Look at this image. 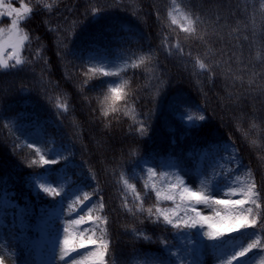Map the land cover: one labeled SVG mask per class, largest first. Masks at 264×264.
<instances>
[{"label": "trees", "instance_id": "16d2710c", "mask_svg": "<svg viewBox=\"0 0 264 264\" xmlns=\"http://www.w3.org/2000/svg\"><path fill=\"white\" fill-rule=\"evenodd\" d=\"M11 2L33 12L21 24L30 37L20 53L25 63L0 70V218L8 222L4 213L14 210L5 207L7 197L23 206L26 199L37 204L25 188L27 176L63 166L103 203L116 264H199L209 253L221 264L232 243L247 247L256 239L253 232L261 236L262 247L240 264L255 258L264 264V217L255 228L228 234L231 240L221 244L203 235L207 225L177 231L162 217L154 223L155 215L136 212L142 204L155 213L152 183L164 189L177 176L185 182L196 175L198 191L212 194L234 180L247 181L248 170L264 208V0ZM93 8L99 10L95 16ZM185 12L201 17L196 36L181 30ZM141 56L150 59L132 67ZM197 59L208 69H199ZM89 68L116 74L89 79ZM124 81L127 95L116 102L118 111L104 116L105 96ZM58 99L67 111L57 107ZM199 115L205 120H188ZM52 145L68 148L69 156L41 166L36 148L48 153ZM149 167L157 174L151 180ZM160 173L168 178L161 181ZM57 203V197L43 201L50 207ZM179 203L177 197L175 204L161 200L158 206L173 209ZM224 216L207 217L216 222ZM20 232L17 225L0 231V254L17 264H37L26 257L29 249Z\"/></svg>", "mask_w": 264, "mask_h": 264}, {"label": "snow or ice", "instance_id": "6c2138e0", "mask_svg": "<svg viewBox=\"0 0 264 264\" xmlns=\"http://www.w3.org/2000/svg\"><path fill=\"white\" fill-rule=\"evenodd\" d=\"M55 2V0H54ZM44 7L48 10H51L52 5L45 4ZM98 9L93 8L92 14L95 16L98 13ZM33 9L30 7L21 4L20 8L12 7L10 4H4L3 0H0V16L13 17L10 25L7 29L0 28V70L12 69L22 66L25 63L24 58L21 56V52L24 48L25 42L29 40V34L21 27L22 22L29 19ZM168 16L171 18V22L176 24L178 21L171 11H169ZM185 24L181 26V30L190 34L191 36H196L198 22L201 20V17L195 16L190 13H182L181 17ZM5 33H7V40L4 39ZM5 46L11 48L12 51L8 52L5 57ZM174 47H179V45H174ZM39 55V52L37 53ZM150 59L149 56H141L138 61H134L131 65L132 67H137L138 65L144 64L146 60ZM196 64L199 69L207 70L208 65L201 61L200 59L196 60ZM103 73L105 76L115 75L109 71H104L101 68H89L88 72L85 73L89 79L97 73ZM127 86V81H124L118 87L110 88L109 91L111 95H106L103 103L105 108L103 110V115L108 116L109 112L118 111L116 102L124 99L127 95L123 89ZM57 107L67 111V105L61 103L59 99L57 100ZM126 115L129 113H125ZM193 119L203 121L205 120L204 115H199L196 117L188 116V120L192 121ZM254 126V125H253ZM141 133L144 132L143 128L138 129ZM247 135V133H245ZM254 143V141H253ZM27 147L33 148L34 144L29 142ZM54 150H49L48 153H41L39 148H36V153L39 155V163L41 166L49 164H57L59 161L51 155V152ZM57 156L60 153H56ZM47 156V158H46ZM235 156H233V161ZM37 161L33 160L32 164H36ZM149 179L155 177L157 174L155 170L151 167L147 169ZM249 179L247 181H241L239 185H229L228 192L226 195H241V199H213L212 195L209 194L208 190L205 191H193L191 188L185 185L184 180L180 177H176V183L166 184L164 189H158L156 183L151 184L152 190L155 192L157 198V206L155 213H153L152 208L144 209L142 204L136 206V212L147 211L149 217L155 215L156 220L154 223H159L160 218L162 217L163 222L167 225H170L173 229L180 231L183 229H196L198 226L203 228L205 225L208 227V231L204 232L203 235L210 240L218 241L221 244L228 243L231 240V236L228 235L233 232H239L242 229L255 228L257 226L258 218L264 217V208H262L261 193L259 192L255 179L252 176L251 170H248ZM168 178L167 173H160V180L165 181ZM38 187L49 196H61L63 189H57L51 187L50 185L46 186L44 182H41V174H36ZM121 180L128 189H131L135 193V199L141 200L143 197L139 193H136V189L133 184L129 183L128 180L121 176ZM149 188V184H145V191ZM177 197L179 198L180 203L176 204L173 209H162L158 206L161 200L164 201H173L175 204ZM90 201V195L88 193L83 194V199L77 196L76 201L73 204L85 205L86 202ZM73 204L68 205L69 213L77 212L78 218L72 219L65 223L64 227V237L60 242V259L66 260L67 258L72 259V264H109V258H112L111 251V241L108 238L107 232V217L104 216H95L88 215H79L78 210L73 207ZM196 204H204L207 206L215 205H224L229 209L230 214L224 217H221L219 221L213 222L211 217L203 216L196 211ZM251 204L255 207H247L244 205ZM123 207L127 209L128 212H133V208L130 207L127 202L124 203ZM103 203L100 204V210H103ZM82 210V209H81ZM189 210L195 212V216L189 215ZM89 213L92 212V209H88ZM183 212V215L180 213ZM219 216V213H217ZM84 224L92 225L91 229L81 228ZM68 225H72V232ZM99 232L100 235L97 236L96 232ZM139 237L143 239H150L147 235L139 230H135ZM75 233V234H73ZM199 234V233H198ZM252 235L256 236V239L249 243L247 247H244L242 244L233 242L231 250L227 252L226 256L222 257L221 264H233V261L236 264H240V259L247 258L248 253L253 249H258L262 247L261 236L255 232ZM166 243V242H165ZM90 248V251L87 253H81L80 249ZM240 250L237 251L236 249ZM72 253H76L79 259H76L72 256ZM172 256H177L176 252L171 253ZM0 264H5V257L0 254ZM111 264H116L114 258L111 259Z\"/></svg>", "mask_w": 264, "mask_h": 264}, {"label": "rangeland", "instance_id": "374dc122", "mask_svg": "<svg viewBox=\"0 0 264 264\" xmlns=\"http://www.w3.org/2000/svg\"><path fill=\"white\" fill-rule=\"evenodd\" d=\"M4 4H10L12 7L20 8L21 4L16 6L13 5L11 0H3ZM13 17H8L6 15L0 16V28L7 29L11 23ZM4 39L7 40V33H5ZM12 49L5 46V57L8 52ZM50 150L51 155L57 160L60 157L67 158L69 156L68 148L61 146L52 145ZM56 153H60L59 156ZM47 158V156H46ZM65 167H61L56 173L41 174V182H44L46 186L63 189L61 196H56L57 201L61 200L60 205L51 208L47 204H43L44 200L53 198L47 193H44L37 184L36 174H31L26 177L25 188L29 191V196L37 203L36 205H31L30 201L26 199V205L23 207L16 200L7 197L4 201L6 208H15L8 213L9 221L18 226L21 230V236L23 240V245H28L29 252L26 257L29 260L40 261L39 264H72V259L67 258L66 260L60 259V242L64 237V227L67 221L72 219H77V212L69 213L68 205L73 204L76 201L77 196L83 199V194L88 193L90 195V201L86 202L85 205L73 204V207L78 210L79 215L103 216V210H100V202L96 201L93 197V192L87 190L81 183V180L75 179L73 176L65 173ZM241 181H234L229 185H239ZM187 187L191 188L193 191H197L201 186L200 179L196 176H189L185 182ZM221 187L212 194V198L215 199H241L242 196L237 195H226L228 192V186ZM91 208L92 212L89 213L88 209ZM82 209V210H81ZM203 216H219L228 215L229 209L224 205H211L205 206L196 210ZM6 213H4L5 215ZM6 216V215H5ZM3 218V217H1ZM3 219H0V230L5 226ZM70 233L72 232V225H68ZM92 225L84 224L81 228L91 229ZM75 234V233H73ZM96 235L99 236L100 233L97 231ZM81 253H87L90 248L80 249ZM72 256L79 259L76 253H72ZM19 263V261H17ZM7 257H5V264H17ZM261 258H255L252 264H261ZM200 264H218V258L215 255H210Z\"/></svg>", "mask_w": 264, "mask_h": 264}]
</instances>
